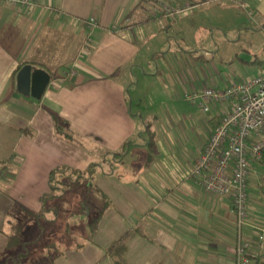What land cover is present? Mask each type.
<instances>
[{
  "label": "crops",
  "instance_id": "1",
  "mask_svg": "<svg viewBox=\"0 0 264 264\" xmlns=\"http://www.w3.org/2000/svg\"><path fill=\"white\" fill-rule=\"evenodd\" d=\"M34 1L31 11L0 4V264H23L21 250L39 243L23 236L24 244L10 247L15 225L25 232L27 224L40 231L42 220L58 223V207L49 199L70 188L52 193L51 173L59 167L84 174L76 185L88 190L99 174L101 206L91 221L99 219L78 243L77 227L68 228V250L42 264H115L108 247L132 231L126 251L130 264H236L232 198L207 192L192 176L217 118L204 114L197 127L196 114L168 110L161 155L155 158V138L151 144L146 136L154 132H147L145 115L129 104L128 93L140 82L136 69L163 80L173 103L182 92L206 85L196 48L172 49L169 43L164 49L162 36L173 32L169 38L178 41L180 26L171 18L146 19L140 0ZM260 9L264 15V0ZM92 17L97 24L91 28ZM157 53L165 55L152 62ZM26 64L54 73L39 100L18 91L19 66ZM230 82L224 79L215 87ZM54 114L79 136V145L57 133ZM125 145L121 159L107 154ZM92 165L94 174L88 177ZM72 179L77 180H65ZM249 196L243 231L252 241L254 263L257 257L264 262V246L257 244L264 229V159L252 163Z\"/></svg>",
  "mask_w": 264,
  "mask_h": 264
},
{
  "label": "rangeland",
  "instance_id": "2",
  "mask_svg": "<svg viewBox=\"0 0 264 264\" xmlns=\"http://www.w3.org/2000/svg\"><path fill=\"white\" fill-rule=\"evenodd\" d=\"M195 2L194 0H190ZM199 1V0H198ZM261 1L263 0H239L233 3L215 2L211 4L202 3L179 18H171L173 24L179 28V40L175 37L169 38L171 34L165 33L163 44L164 49L170 47L180 49L192 46L198 50L197 62L201 66V78L207 82V86H216L221 80L238 81L249 76L258 74L261 66L255 62V58H264V29L260 28V23L264 22ZM177 32L176 29H174ZM173 36V35H172ZM167 44V45H166ZM212 51L207 54L206 51ZM163 50L160 49L159 52ZM196 54V55H197ZM161 53H157L152 62L159 61ZM153 55H151L152 58ZM135 77L139 76L140 82L138 89L132 87L128 93L129 104L136 112L142 111L145 120L149 122L155 138V158L161 155L159 139L164 137L167 111L181 114L182 112L194 113L195 126H202L204 113L202 110L193 107L186 100L185 93H181L176 102H171L168 86L158 76H145V72L134 71ZM201 118H199V115ZM143 115V116H144ZM167 122V123H166ZM170 135L171 127L165 129ZM205 131L204 128H202ZM151 133V132H149ZM147 138H151L147 133ZM137 137H135V140ZM130 141V140H129ZM132 153L127 159H132ZM148 153V151L146 152ZM105 153H102L104 156ZM112 155V152L107 151ZM138 152L134 151V158ZM140 158V157H139ZM94 175L93 184L90 190L84 184L75 185L69 188L63 196L57 199L50 198L49 201L58 207V223H47L42 220L43 230L32 228L27 224L25 227L26 241L39 240V243H29L21 250L25 253L22 256L23 264H42L43 259L52 260L60 256L61 252L67 251V242L71 241L72 233L68 231L71 226L77 227L75 243L81 242L83 236L89 232L91 215L97 213L101 206L99 195L97 194L96 178ZM91 207L89 210L83 207V203ZM57 240L54 246L49 244ZM26 243V242H25ZM21 244H24L21 243ZM26 245V244H25ZM28 253V254H26ZM14 264V263H12Z\"/></svg>",
  "mask_w": 264,
  "mask_h": 264
},
{
  "label": "built area",
  "instance_id": "3",
  "mask_svg": "<svg viewBox=\"0 0 264 264\" xmlns=\"http://www.w3.org/2000/svg\"><path fill=\"white\" fill-rule=\"evenodd\" d=\"M237 1L146 0L145 4L150 18L174 19L202 3ZM0 4L31 11L35 1L0 0ZM87 24L92 28L97 21L92 17ZM259 26L264 29V22ZM185 97L190 103H197L204 114L217 118L208 142L195 160L192 176L207 192L232 198L237 231L236 264H254L250 255L252 241L243 228L250 209L252 163L264 159V67L255 76L231 81L223 87L203 85L186 92ZM257 244L264 246V229L258 234Z\"/></svg>",
  "mask_w": 264,
  "mask_h": 264
},
{
  "label": "trees",
  "instance_id": "4",
  "mask_svg": "<svg viewBox=\"0 0 264 264\" xmlns=\"http://www.w3.org/2000/svg\"><path fill=\"white\" fill-rule=\"evenodd\" d=\"M204 1V0H202ZM146 0H140L138 6L140 7V9L143 11V14L145 15L146 19L148 18L147 16V7H146ZM256 63L260 64L262 67H264V58L262 59L261 57L257 56ZM23 65L19 66V69L22 67ZM52 74H54L53 72H51ZM54 123H55V128L57 133L62 136L63 138H65L66 140L75 143L76 145L80 144L79 141V136H77L74 132H72L68 126V123L62 119L58 114H54ZM147 132H151V127L148 125L147 126ZM151 139H150V143L153 144V135H150ZM127 150V145H125L121 151H114L112 152V160H119L121 159ZM1 172V171H0ZM87 176L92 177L94 174V166L92 165L89 170L86 172ZM73 176H75L77 178L76 179H72L70 180V182H68L67 178H72ZM84 176V174L76 171V170H72L69 169L67 167H59L56 168L52 171L51 173V177H50V187L52 190V193L54 195L56 194H60L62 195V193L67 189V188H71L72 186L78 184L80 178H82ZM72 181V182H71ZM84 208L89 210V212L91 213V207L89 204L84 203L83 204ZM28 213V217H34L35 213L27 211ZM98 219H99V215L98 216H94L92 218V221L90 222V226L92 228V230H94L95 226L98 223ZM135 232H128L126 233L122 238L114 241L107 249L109 256L112 258V260L114 261L115 264H130V262L128 261V259L126 258V251H127V244L129 239L131 238V236L134 234ZM23 229L21 225H15L12 228L11 234L9 236V246L10 247H15L21 243H23ZM39 264V263H36ZM254 264H264L263 261H260V258L257 257L256 261Z\"/></svg>",
  "mask_w": 264,
  "mask_h": 264
},
{
  "label": "water",
  "instance_id": "5",
  "mask_svg": "<svg viewBox=\"0 0 264 264\" xmlns=\"http://www.w3.org/2000/svg\"><path fill=\"white\" fill-rule=\"evenodd\" d=\"M52 75L43 68H36L31 64L21 67L17 74L18 91L25 96L41 99L50 84Z\"/></svg>",
  "mask_w": 264,
  "mask_h": 264
}]
</instances>
